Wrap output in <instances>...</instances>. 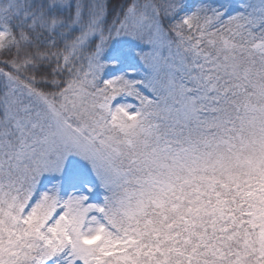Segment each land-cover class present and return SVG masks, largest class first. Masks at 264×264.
Here are the masks:
<instances>
[{
	"label": "snow or ice",
	"instance_id": "1",
	"mask_svg": "<svg viewBox=\"0 0 264 264\" xmlns=\"http://www.w3.org/2000/svg\"><path fill=\"white\" fill-rule=\"evenodd\" d=\"M0 264H264V0H0Z\"/></svg>",
	"mask_w": 264,
	"mask_h": 264
}]
</instances>
